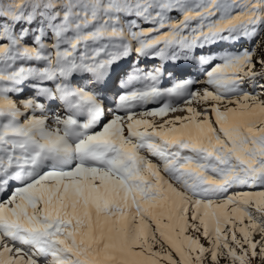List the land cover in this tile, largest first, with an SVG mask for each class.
Listing matches in <instances>:
<instances>
[{
    "label": "snow or ice",
    "instance_id": "1",
    "mask_svg": "<svg viewBox=\"0 0 264 264\" xmlns=\"http://www.w3.org/2000/svg\"><path fill=\"white\" fill-rule=\"evenodd\" d=\"M262 43L264 0H0V264H264Z\"/></svg>",
    "mask_w": 264,
    "mask_h": 264
},
{
    "label": "rangeland",
    "instance_id": "2",
    "mask_svg": "<svg viewBox=\"0 0 264 264\" xmlns=\"http://www.w3.org/2000/svg\"><path fill=\"white\" fill-rule=\"evenodd\" d=\"M241 46H243V47H251V45H249L247 43H245L243 45H237V47H241ZM261 48H264V43L261 44ZM258 51H259V49H258ZM257 70H259V69H257ZM261 83H264V81H261ZM176 115H180V113H176Z\"/></svg>",
    "mask_w": 264,
    "mask_h": 264
}]
</instances>
